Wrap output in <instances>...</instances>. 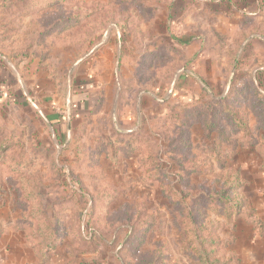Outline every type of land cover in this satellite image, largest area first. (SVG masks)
I'll list each match as a JSON object with an SVG mask.
<instances>
[{"label":"rangeland","instance_id":"374dc122","mask_svg":"<svg viewBox=\"0 0 264 264\" xmlns=\"http://www.w3.org/2000/svg\"><path fill=\"white\" fill-rule=\"evenodd\" d=\"M190 226L264 264V0H0V264H197Z\"/></svg>","mask_w":264,"mask_h":264},{"label":"trees","instance_id":"16d2710c","mask_svg":"<svg viewBox=\"0 0 264 264\" xmlns=\"http://www.w3.org/2000/svg\"><path fill=\"white\" fill-rule=\"evenodd\" d=\"M202 198L208 199V200L212 199V197H207V196H204ZM202 198L201 197L197 198L195 201L199 202V200ZM232 206H235V203H232ZM195 215H196V218L193 215L188 216V220L190 221L191 224L193 222L194 223L196 222L197 217L200 215V213L196 211ZM182 224H183V226L187 225V222H184L183 218H182ZM201 229H202L201 227L195 228L194 226H190L191 238L188 239V241H187L191 244L190 250L192 252H194L197 256L196 257V263L197 264H217L218 259L215 257L214 258L211 257L213 254V250L212 249L207 250L205 244L213 246V245H216L218 243L215 242L213 239L206 240L205 238H201L200 237ZM139 243H141V242H139Z\"/></svg>","mask_w":264,"mask_h":264},{"label":"crops","instance_id":"0c3cea01","mask_svg":"<svg viewBox=\"0 0 264 264\" xmlns=\"http://www.w3.org/2000/svg\"><path fill=\"white\" fill-rule=\"evenodd\" d=\"M245 249V251L246 252H249V253H251V256H253L254 257V255H253V253L257 250V247L256 246H253V245H251V246H249V248L247 249V248H244ZM250 262H253V260H250V259H248L247 261H246V263L245 264H248V263H250ZM14 263H16V262H14Z\"/></svg>","mask_w":264,"mask_h":264}]
</instances>
